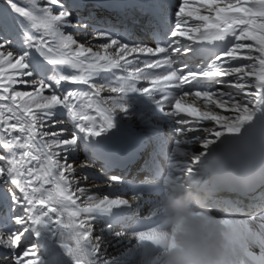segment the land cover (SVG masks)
Here are the masks:
<instances>
[{"label":"snow or ice","instance_id":"obj_1","mask_svg":"<svg viewBox=\"0 0 264 264\" xmlns=\"http://www.w3.org/2000/svg\"><path fill=\"white\" fill-rule=\"evenodd\" d=\"M6 2L14 18L0 15V183L9 186L0 264H125L139 242L156 239L150 208L136 222L145 230L128 238L136 248L110 256L94 224L106 218L111 233L133 204L119 189L90 194L71 160L81 144L99 151L137 105L157 124L145 121L149 177L128 186L135 207L153 206L170 183L242 178L257 214L211 222H228L226 264H264V0H144L148 37L139 41L94 26L91 12L84 23L88 0ZM120 3L96 0L94 9ZM194 144L201 150L189 156ZM126 183L108 177L109 188ZM125 237L115 233L118 247Z\"/></svg>","mask_w":264,"mask_h":264},{"label":"bare ground","instance_id":"obj_2","mask_svg":"<svg viewBox=\"0 0 264 264\" xmlns=\"http://www.w3.org/2000/svg\"><path fill=\"white\" fill-rule=\"evenodd\" d=\"M129 1H131L129 6H131V9L135 11V15L130 16V17L126 15L125 16L126 19H123L122 17L123 14L120 15L118 18V21H119L118 27L121 26L120 28H122L123 26H125V29H127V33L130 36L131 34H133L132 38H134L135 36L139 38L142 35L141 34L142 31L138 27L139 24H141V22L139 21L140 20L146 21L147 13L140 12V10L144 9V7L141 6L142 4L136 3L137 0H129ZM172 2H174V0H172ZM69 3H71V0H69ZM95 4H96V0H88V6L94 7ZM90 8H88V10ZM88 10L81 8L79 9L78 14L82 18L87 17L89 13ZM100 11L101 9H98L97 14H92V17H94V21L99 20L98 14L100 13ZM140 15H143L144 17L140 18ZM84 23H88V19H86V22ZM95 24L97 23H94V26ZM99 24L103 25L105 23L100 22ZM77 35H81V34L77 33ZM66 87H71V86L68 85ZM141 111H143V117H144L143 120L141 119ZM153 119H155V117H153L150 112H148L147 110H142V106L137 105V111L131 117L126 118L124 120L121 130L119 132H115V130H113L114 134L110 135L108 139L114 140L120 137H124V138L132 140L135 144L140 143V145L145 146V144L141 143V138L142 137L146 138L149 132V129L145 126V121L149 122L152 125H156ZM168 128L169 127L167 125L162 126V131L164 135H166V130ZM108 139H106V141ZM190 146H191L190 148L185 149V151L188 153L189 156L192 153H198L201 150L198 144H194ZM96 151L97 150L93 149L92 153H90L89 150L86 149L83 144H81L80 148L75 153H73L71 157V160L75 162V166L78 170L77 178H82L85 175L88 176L87 181L84 182L87 186H85L84 183L82 186L91 189L90 194H95L99 196H103L104 194H111L114 192V190L119 189V191H115V195L123 196V198L128 199L133 204L132 212L128 214L127 218H122L119 223L114 224L111 233H109L105 227L106 218H103V219L98 218L94 224L95 234L97 236H101V235L103 236V243L105 246H108V254L110 256H119L131 249L136 248V245L138 242L134 238H132L131 243H129L128 238L132 237L133 231L137 227L136 225L137 220H139L140 217L142 216H147L149 214L150 208H151V215L155 219L159 218L164 213L174 211L175 209H187V210L194 211L197 215H199L203 219L202 224L193 223L191 221L193 225L199 224L202 227L208 226V225H212V226L218 225L219 226L220 234L223 237V241H224L223 248H224V257H225L224 259L221 260L220 264H226V256H227L226 241H225V236L223 235L221 229L228 222L226 221H219L216 223L211 222L212 220H215V215L220 216L218 212H219V208L223 206V203L222 204L218 203L219 198L212 197L210 194L205 193V192L192 191V188L190 187L188 188L187 184L170 183L167 186V191L169 195L175 198L173 203L170 202V200L167 197L162 202H160L161 197L152 196V199L156 200V203L153 206L141 201L140 208H136L134 205V203L136 202V195L133 194V192L131 191L130 188H128V186L132 185L133 183H139L140 181L143 180V178H148L149 174L146 176H140L139 178L134 179V178L129 177L128 172H125L122 174L119 172L110 173L107 170V168H105L101 164V162L94 157V154H96ZM147 155H148V152H147ZM85 159L86 161H82ZM83 163L93 164L95 167L94 169L88 168V169L80 170L81 165ZM95 174H99L101 176L102 182L96 181ZM111 176H119L122 178L123 181H126L127 183L113 185L111 188H109L108 187V177H111ZM206 177L207 176L204 175L203 180H206ZM190 186L192 187V185ZM120 191L122 194H118V192ZM7 194H8V190L6 188V184L0 183V199L7 197ZM129 194L134 195V196H131L130 198L128 196ZM209 203H211V205H214V207H216L214 208L216 209V212L205 210V204L208 205ZM185 204H188L189 206L182 207V205H185ZM176 212L179 213L178 211ZM238 214H239L238 212H234L231 210L229 215L231 217H234V215H238ZM181 216L183 215L178 214L177 224L180 222ZM207 218H211V219H207ZM235 218H240V217L235 216ZM180 230H181L180 228L175 229L174 241L176 243H173L172 247L164 252L163 258H165V260L163 262L159 261L157 263V258L155 254H152L149 256H142L141 251L138 248V250L136 252H133L131 256L124 257L125 264H167L170 253L178 246V236L184 232L183 230L182 231ZM120 232L126 233V237L123 241L122 246L118 247L117 240L115 239V233H120ZM33 242H35V240ZM143 242H139V245ZM0 251H4V249L0 247ZM9 259H11V257H9Z\"/></svg>","mask_w":264,"mask_h":264},{"label":"clouds","instance_id":"obj_3","mask_svg":"<svg viewBox=\"0 0 264 264\" xmlns=\"http://www.w3.org/2000/svg\"><path fill=\"white\" fill-rule=\"evenodd\" d=\"M223 244L218 225H192L178 236L167 264H220L225 258Z\"/></svg>","mask_w":264,"mask_h":264},{"label":"rangeland","instance_id":"obj_4","mask_svg":"<svg viewBox=\"0 0 264 264\" xmlns=\"http://www.w3.org/2000/svg\"><path fill=\"white\" fill-rule=\"evenodd\" d=\"M4 4V5H3ZM140 12H144L146 13V10L145 8L140 10ZM0 15H4V16H7L10 20H12L14 18V14L11 12L10 8H9V5L7 4L6 0H1L0 1ZM84 21L83 22H86V17H84ZM18 19V18H16ZM95 23L98 24V20H95ZM123 29H125V26L122 27ZM133 34H131V37H132ZM82 161H85V160H82ZM95 179L96 181L99 182L101 178V176L99 174H95ZM85 186H87L85 183H84ZM118 194H122L121 191L118 192ZM131 195V194H129ZM128 195V196H129ZM131 196H134V195H131ZM202 224V223H201Z\"/></svg>","mask_w":264,"mask_h":264}]
</instances>
